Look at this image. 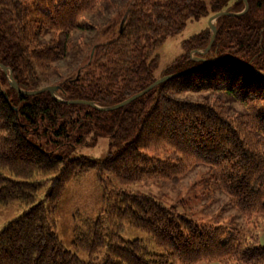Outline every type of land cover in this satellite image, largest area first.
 Returning a JSON list of instances; mask_svg holds the SVG:
<instances>
[{"label":"trees","instance_id":"obj_1","mask_svg":"<svg viewBox=\"0 0 264 264\" xmlns=\"http://www.w3.org/2000/svg\"><path fill=\"white\" fill-rule=\"evenodd\" d=\"M247 2L245 12L215 19L208 51L198 52L211 36L206 26L167 66L196 69L100 110L69 101L112 106L139 92L156 79L152 53L166 37L191 17L240 12L244 1L0 0V63L21 90L56 85L59 98L18 91L0 67V203L24 206L0 228V264H264L254 230L197 220L131 189L204 168L247 223L264 220V0ZM106 12L103 23L91 19ZM99 138L108 142L103 158L82 152ZM92 169L103 207L74 224L69 249L54 210L66 184ZM116 219L147 238L123 240L111 229Z\"/></svg>","mask_w":264,"mask_h":264},{"label":"rangeland","instance_id":"obj_2","mask_svg":"<svg viewBox=\"0 0 264 264\" xmlns=\"http://www.w3.org/2000/svg\"><path fill=\"white\" fill-rule=\"evenodd\" d=\"M116 2L119 3V0H116ZM110 14L106 12L100 18L91 19L94 20L93 22H101L104 18L103 23L106 18H109ZM110 18L111 20L116 19V14H112ZM206 26H208V18L191 17L186 21L181 30L165 38L152 53V56H158L157 68L154 71L156 79L168 73L167 66L184 52L182 42L194 34L201 32ZM80 35L81 33L73 34V42L80 41L81 38H78ZM82 36L87 41L89 38L91 39L95 36V33L94 31L86 32ZM57 63L61 67L59 69L61 73L68 71L64 60H60ZM52 78H55V76ZM201 97L202 95L200 94L194 95V98L201 99ZM231 107L232 109H240L239 105L234 102L231 103ZM107 148V139L99 138L96 145L85 146L82 152L95 158H103L106 155ZM205 176L206 170L204 168H195L185 176H181L170 182L157 178L145 179L137 182L131 189L149 194L166 206H172L178 212L187 214L194 219L208 221L214 225L238 226L246 232L254 230L258 238V244L264 245V220L262 221V218L259 217L247 223L229 205L227 197L208 184ZM23 207L19 201L0 203V228L6 225L9 220L18 216ZM102 207V190L95 170H89L76 180H72L66 184L54 210V218L56 220L55 232L65 247L72 249L74 224H82L86 218L95 219L101 212ZM111 227L123 240L136 237L147 238L143 231L130 227L126 221L121 222L116 219ZM147 245L149 248L153 247L148 241ZM198 264L222 263L212 261Z\"/></svg>","mask_w":264,"mask_h":264},{"label":"water","instance_id":"obj_3","mask_svg":"<svg viewBox=\"0 0 264 264\" xmlns=\"http://www.w3.org/2000/svg\"><path fill=\"white\" fill-rule=\"evenodd\" d=\"M244 1V8L243 10H241L240 12H230L228 10H225V11H220V12H217L213 15H211L209 18H208V26L211 30V36H210V39H209V42L207 44V46L201 50V51H198L200 53H204L206 51H208L214 41V38H215V35H216V32H217V29H216V26L214 24L215 22V19L221 15H238V14H241L243 12H245L248 8V2L247 0H243ZM201 59V58H200ZM204 61V65L207 64L206 60H203ZM0 67L5 71V72H8V76H9V81L11 83V86L14 87L15 89H17L18 91H22L23 93L25 94H38V93H41L43 91H49L54 97L57 98L55 92H56V89H57V86L56 85H48V86H44L42 88H39V89H35V90H30V91H23L21 90L17 83L13 80L12 78V75H11V71L4 65H2L0 63ZM202 67V66H200ZM196 69V67H191V68H187V69H184V70H180V71H177V72H173V73H169V74H165L157 79H155L153 82H151L148 86H146L145 88H143L142 90H140L139 92L125 98L124 100H122L121 102L117 103V104H114L112 106H99V105H96L95 103L91 102V101H87V100H83V99H72L70 100L69 102L71 103H84V104H88V105H91L97 109H100V110H112V109H117V108H120L128 103H130L131 101L137 99L138 97L146 94L148 91H150L152 88H154L155 86L167 81V80H170V79H173L175 77H178V76H181V75H184V74H187L189 73L190 71ZM59 99V98H57Z\"/></svg>","mask_w":264,"mask_h":264}]
</instances>
